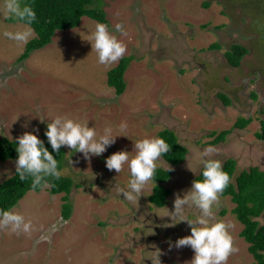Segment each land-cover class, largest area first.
<instances>
[{"label": "rangeland", "instance_id": "1", "mask_svg": "<svg viewBox=\"0 0 264 264\" xmlns=\"http://www.w3.org/2000/svg\"><path fill=\"white\" fill-rule=\"evenodd\" d=\"M18 2L0 0V137L34 143L51 126L65 151L61 173L75 185L67 220L62 194L48 185L0 214V264H251L234 203L194 178L208 160L235 159L234 177L264 170L255 137L264 0H102L107 23L83 16L23 60L35 33L8 21ZM234 43L248 49L237 67L225 56ZM128 55L117 95L107 71ZM239 117L252 121L233 128ZM164 128L187 148L178 165L159 154ZM224 129L225 139L210 143ZM21 163L0 161V183ZM158 167L171 170L163 207L148 201Z\"/></svg>", "mask_w": 264, "mask_h": 264}, {"label": "trees", "instance_id": "2", "mask_svg": "<svg viewBox=\"0 0 264 264\" xmlns=\"http://www.w3.org/2000/svg\"><path fill=\"white\" fill-rule=\"evenodd\" d=\"M19 12L10 16V22H23L29 25L35 35L29 39L19 59H26L29 54L52 40L56 30L70 29L77 26L83 16L99 23H107L102 0H18ZM21 1V2H20ZM208 5L207 2L204 3ZM212 43L209 49L219 48ZM248 49L238 43L231 45L225 52L229 65L237 67ZM133 56L122 57L118 64L107 71V84L120 95L125 89L124 74ZM225 104L229 99L219 94ZM251 118L239 117L233 128H245ZM230 129L212 131L210 143L223 141ZM163 145L159 154L170 164H180L186 156L187 148L178 140L176 133L168 128L158 132ZM255 137L264 141V117L259 120V130ZM8 159L22 160L14 173L0 183V214L8 212L29 190L40 191L45 185L51 193L62 194L61 216L67 220L72 213V202L69 194L75 185L70 176L63 175L61 170L65 163V151L53 128L47 126L41 138L34 143L0 137V161ZM236 161L226 159L222 164L208 160L200 169L194 181L198 188L207 189L209 182L219 188L221 195H228L234 203L231 209L242 224L239 235L248 244V252L253 257L251 264H264V170L251 166L241 170L235 177ZM171 170L161 167L152 172L155 182L148 201L158 207L166 204L170 190L162 183L170 177ZM234 177V181H232Z\"/></svg>", "mask_w": 264, "mask_h": 264}]
</instances>
